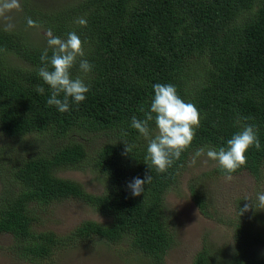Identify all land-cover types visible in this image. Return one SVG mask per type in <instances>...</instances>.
<instances>
[{
	"label": "trees",
	"instance_id": "1",
	"mask_svg": "<svg viewBox=\"0 0 264 264\" xmlns=\"http://www.w3.org/2000/svg\"><path fill=\"white\" fill-rule=\"evenodd\" d=\"M21 13L20 28H0V133L28 149L0 147L5 150H0V234L11 236L9 251L40 264L69 238H126L130 249L161 264L172 244L164 194L177 184L192 153L226 146L240 130L237 117L255 127L261 147L249 148L247 163L230 175L245 171L252 177L255 206L264 160V0H70L59 9L42 10L23 1ZM28 18L54 36L66 39L75 32L83 42V59L92 70L81 72L77 62L71 74L90 90L83 102L70 101L67 112L47 104L51 89L38 75L47 42L45 36L38 42L27 37ZM78 18L87 25L76 23ZM11 55L23 64L11 61ZM156 83L174 85L200 112L191 145L164 173L145 160L147 141L131 127L133 116L144 118L140 108L149 109ZM149 127L155 134L154 121ZM124 143L135 145L129 154ZM65 167L96 171L103 189L89 193L79 182L56 175ZM212 170L229 175L217 162ZM146 174L151 182L132 196L127 184ZM186 188L207 215L194 181ZM244 197L234 199L228 220L232 251L221 257L203 245L190 264H264V254L246 252L264 246V237L253 232L255 210L239 216V208L249 203ZM65 198L85 202L107 220H82L66 238L34 229L35 209Z\"/></svg>",
	"mask_w": 264,
	"mask_h": 264
},
{
	"label": "rangeland",
	"instance_id": "2",
	"mask_svg": "<svg viewBox=\"0 0 264 264\" xmlns=\"http://www.w3.org/2000/svg\"><path fill=\"white\" fill-rule=\"evenodd\" d=\"M31 8L59 9L70 0H18V7L5 11L0 15V28L18 29L21 27L22 2ZM45 31L42 28L31 27L26 30L27 37L32 42L40 41ZM10 60L23 64L21 60L10 56ZM77 138H79L77 136ZM27 138L24 140L26 141ZM100 141L101 138H98ZM14 147L15 150L27 152V148L17 147L19 143L9 140L0 133V147L3 144ZM5 149V148H4ZM1 151L3 149H0ZM2 152H5L3 150ZM192 153L181 169L177 184L164 194L165 211L169 219V229L172 244L163 254L161 264H190L193 254L203 245L216 249L221 257L232 251V232L228 220L233 215V202L242 196L254 197L255 183L245 171L231 175H217L212 170L216 161L206 155L197 157ZM195 159V163H193ZM56 175L79 182L89 193H99L103 189L102 176L96 171L85 167L83 169L61 168ZM261 179L258 193H264V160L261 167ZM194 181L201 190L207 215H203L189 196L186 185ZM256 205V203H255ZM257 216L252 220L255 235L264 237V209L254 206ZM37 216L33 227L36 230H51L56 236L69 232L82 220L92 219L104 222L107 219L97 213L85 202L76 198H65L51 202L41 209H35ZM66 238V237H65ZM12 241L9 234H0V264H35L24 258L17 257L9 251ZM254 246V247H253ZM246 251L250 256L264 254L263 244H255ZM245 252V253H246ZM40 264H153L150 259L139 254L128 245L126 238L116 242L106 241L96 236L87 240L72 239L56 248L48 259Z\"/></svg>",
	"mask_w": 264,
	"mask_h": 264
},
{
	"label": "clouds",
	"instance_id": "3",
	"mask_svg": "<svg viewBox=\"0 0 264 264\" xmlns=\"http://www.w3.org/2000/svg\"><path fill=\"white\" fill-rule=\"evenodd\" d=\"M18 7V0H0V15L5 11ZM76 23L86 26L84 18H78ZM29 27H36V22L31 18L27 19ZM47 42L40 56L42 66L38 70V75L51 89V95L47 100L49 106H55L59 112H67L70 108V101L79 104L86 99L89 86L80 76L75 78L71 70L79 64V70L88 73L92 70V65L85 56L83 42L75 32H69L66 39L54 36L49 29L44 34ZM49 50L51 55L49 56ZM78 58L79 59L78 61ZM36 91L44 93V88L37 85ZM154 96L147 111L143 106L140 111L144 113L143 119L136 116L131 118V127L135 129L146 141L147 149L145 160L158 173H164L173 164L174 160L180 158L193 141L195 130L200 126V112L198 108L190 102H185L177 93V89L172 84L156 83L153 85ZM242 119L237 117L235 123L240 126V130L227 140L225 147L219 150L200 148L196 156L206 155L208 159L216 161L218 166L229 175L226 179H231V173L237 171L247 163L246 152L249 148L260 149V141L256 129L251 124L241 123ZM154 121L155 134L149 127V122ZM124 154H129L135 145L125 144ZM195 163V159L192 161ZM151 182V175L146 174L144 179L134 177L127 184L132 196H139L144 191V185ZM243 208H239V216L250 209L254 211L252 198L244 197ZM264 209V193L256 196V205ZM234 244V240L232 242Z\"/></svg>",
	"mask_w": 264,
	"mask_h": 264
}]
</instances>
